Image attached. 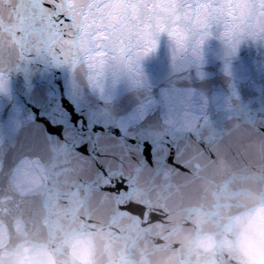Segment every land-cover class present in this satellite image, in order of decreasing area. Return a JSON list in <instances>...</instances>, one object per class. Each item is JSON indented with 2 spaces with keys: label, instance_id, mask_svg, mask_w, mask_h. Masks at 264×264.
I'll return each instance as SVG.
<instances>
[{
  "label": "water",
  "instance_id": "1",
  "mask_svg": "<svg viewBox=\"0 0 264 264\" xmlns=\"http://www.w3.org/2000/svg\"><path fill=\"white\" fill-rule=\"evenodd\" d=\"M180 2L188 8V0ZM108 3L68 0L79 28L75 43L80 55L74 58L75 66L68 69L36 61L13 72L7 95L0 93V141L23 150L53 137L46 147V159L25 157L9 176L7 194L0 197V252L14 249L21 241L51 242L59 249L68 233L87 232L93 234V253L99 250L101 262L119 256L127 264H156L158 260L169 264L167 258L177 252L182 236L192 231L190 222L197 215L214 221L225 213L238 212L244 197L264 195V182L254 173H243L226 184L225 164L205 162L193 153L185 157L188 171L181 176L129 163L125 171L131 176V188L123 199L93 183L75 152L93 160L102 158L99 146L133 140L136 143L130 146L139 145L143 151L145 141L140 133L162 123L164 94L173 86L191 90L198 104L206 102V115L218 131L237 121L264 122V42L249 41L231 54L211 40L198 62L185 59L172 64L167 41L162 39L158 55L145 66L148 80L143 86L120 77L118 83L97 93L90 86L92 76L81 55V42L87 38L95 44L96 37H104L99 28L91 34L83 29L101 23L108 14ZM142 8L140 27L148 28L160 14L157 0H144ZM103 55L97 52L94 59ZM149 96L156 104L139 121L144 111L141 104ZM195 121L191 112L181 115L188 131ZM164 122L170 128L181 126L167 117ZM98 129H103L99 140ZM65 177L81 186L69 188ZM129 199L158 215L141 219L122 210L121 203Z\"/></svg>",
  "mask_w": 264,
  "mask_h": 264
},
{
  "label": "clouds",
  "instance_id": "2",
  "mask_svg": "<svg viewBox=\"0 0 264 264\" xmlns=\"http://www.w3.org/2000/svg\"><path fill=\"white\" fill-rule=\"evenodd\" d=\"M143 3L144 0H109L108 14L101 23L88 24L83 29L88 34L98 28L104 32V37L95 39V44L103 48H96L87 38L81 42V55L92 76L90 86L97 93L118 83L120 77L143 86L148 80L145 66L158 55L162 39L167 41L172 64L185 59L198 62L211 40L227 50L233 46L238 50L249 41L264 42V5L260 0H221L212 11L228 17L227 28L223 23L217 28L203 6L194 12L190 6L183 8L180 0H157L160 14L150 27L141 28ZM229 4L234 5L239 17L234 21ZM97 52L104 53L99 60L94 59ZM213 223L215 229L211 227ZM190 228L192 231L182 236L177 252L167 258L169 264H264V195L244 197L238 212L225 213L214 221L197 215ZM93 244V234L87 232L68 233L59 249L51 242L21 241L14 249L0 252V264H127L119 256L101 262L99 250L93 253ZM156 264H163V260Z\"/></svg>",
  "mask_w": 264,
  "mask_h": 264
},
{
  "label": "snow or ice",
  "instance_id": "3",
  "mask_svg": "<svg viewBox=\"0 0 264 264\" xmlns=\"http://www.w3.org/2000/svg\"><path fill=\"white\" fill-rule=\"evenodd\" d=\"M220 3L221 0H188L192 11L196 12L203 6L217 28L221 23L227 28L230 26L228 17L212 11ZM260 4L264 5V0H260ZM227 7L231 10L233 21L238 19L234 5L229 4ZM78 37L79 28L68 0H0V93L7 95L9 77L13 72L25 70L36 61L73 68L74 58L80 55L75 43ZM236 51L233 46L230 53L235 54ZM162 103L165 109L162 123L157 127H145L140 133V139L145 141L143 151L139 145L130 146L136 143L133 140L129 144L119 141L107 146L101 145L99 152L102 158L93 160H86L75 152L88 168L95 185L113 194L118 200L123 199L131 188V176L125 171L129 163L167 169L181 176L188 171L185 157L189 153L205 162L220 161L225 164L226 184L236 181L241 174L249 171L264 182V122L237 121L230 128L218 131L206 115V102L198 104L191 90L179 86H173L166 92ZM155 104V100L147 97L141 104L144 111L138 120L144 121L146 113ZM227 106L231 109L230 101ZM185 111L196 117L191 131L182 126L181 115ZM165 117L171 119L174 125L181 126L168 127L164 122ZM95 131L96 139L99 140V132L103 129ZM52 138L49 136L46 140L34 142L23 150L0 141V197L7 194L9 176L25 157L46 159V147ZM64 179L68 181L69 188L81 186L72 184L70 177ZM120 207L141 219L146 215H158L149 214L145 205L130 199L121 203Z\"/></svg>",
  "mask_w": 264,
  "mask_h": 264
}]
</instances>
